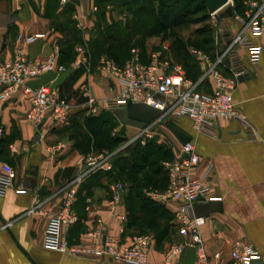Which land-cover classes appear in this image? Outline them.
Wrapping results in <instances>:
<instances>
[{
  "label": "crops",
  "instance_id": "1",
  "mask_svg": "<svg viewBox=\"0 0 264 264\" xmlns=\"http://www.w3.org/2000/svg\"><path fill=\"white\" fill-rule=\"evenodd\" d=\"M78 1L81 11L67 9V5H72L75 0L65 3L60 0H0V58L10 55L14 48L21 49L27 58L35 60L56 52V63L63 65L65 70L45 72L27 79L26 84L31 88L42 85L53 88L71 105L67 125L54 126L50 118H45L34 132L35 126L26 119L28 103L21 92L0 97V163L9 164L15 171L12 186L0 195V264H119L109 258L74 257L44 244L49 215L62 200L82 157L91 152H109L83 128L71 126L72 118L99 115L102 111V114L106 112L116 117L114 127L117 130L124 127L134 135L133 132L140 127V122L127 118L122 107L111 110L100 107L93 114L84 109L83 87L97 103L116 95L119 87L98 69L100 55L92 47L85 53L84 62L72 66L77 56L76 36L69 20L73 14H81L82 24L89 27L93 17L89 12L93 0ZM111 17L116 18L114 15ZM223 22L226 26L223 37L238 27V23L229 18ZM36 34L39 36L33 41L22 42L23 37ZM247 37L253 44L261 45L262 51L257 64L252 66L247 52L236 49L245 77L242 80L237 77L232 101L245 115L257 139L247 140L241 127L232 120L217 122L212 137L196 133L187 118L172 120L190 137L189 142L199 156L194 175H201L209 166L212 167V178L207 185L221 202L222 211L205 216L200 232L213 264H231L230 252L237 242L251 244L264 264V32L259 35L248 32ZM214 46L215 53L222 42L214 43ZM139 52L140 60L146 62L148 55ZM164 53L167 55V50ZM226 65L225 61L220 70L228 74ZM181 71L186 79L193 82L196 70L189 67L188 71L185 68ZM196 89L210 93V84L203 81ZM35 134L38 138L33 142ZM176 142L173 135L168 137L167 144ZM58 143H63L64 148L51 152L50 148ZM109 153L111 163L113 152ZM112 169L113 174L118 175L115 179L125 180L116 166ZM33 170L37 171L35 175L31 174ZM105 173H93L76 186L72 207L76 221L63 232L64 238L68 243L86 241V232L94 224L96 216H100L105 220V233L121 242L129 241L135 234L151 233L153 243L148 254L149 264L160 263L165 249L181 239L177 225L173 219L144 214L139 198L130 196L131 182L127 181L124 182L127 190L122 197L121 208L128 214V219L120 232V222L112 217L107 207L112 179ZM162 176L163 173L154 166V183L151 182L148 190L143 188L142 192L148 195L151 190L163 191ZM87 199L91 201L89 209ZM160 202L173 214L177 205L175 201ZM32 208L33 211L29 212ZM214 253H219V257L214 258ZM173 264H196L194 250L185 249Z\"/></svg>",
  "mask_w": 264,
  "mask_h": 264
},
{
  "label": "built area",
  "instance_id": "2",
  "mask_svg": "<svg viewBox=\"0 0 264 264\" xmlns=\"http://www.w3.org/2000/svg\"><path fill=\"white\" fill-rule=\"evenodd\" d=\"M66 1L60 0L61 3ZM242 4L241 13H232L230 18L238 23V27L233 33L226 34V37H223L226 26L218 17V11H207V20L215 29L216 44L222 42V46L213 57L204 51L190 49L189 53L197 62L200 71L196 82L186 79L180 66L169 64L164 53L165 46L149 53L146 62L140 60L139 49L131 47L128 57L120 64L104 55L98 58V69L117 83L119 91L116 95L97 103L87 88L83 87L82 91L86 98L84 109L93 114L100 107L108 110L124 108L127 100L152 104L160 113L150 122L140 123L141 126L134 136V139H139L140 143L154 135L156 125L163 118L172 122L178 117L189 119L193 130L207 137L213 136L217 122L232 120L241 127L247 140H256V133L245 115L234 105L232 92L237 77L243 75L236 49L247 52L248 61L252 66L257 64L262 51V46L253 44L248 39L247 33L259 35L264 32V0H243ZM91 10L94 11L95 7H91ZM220 22L223 23V27L220 26ZM38 36V34L27 35L23 37L22 42H31ZM75 50L77 56L72 62L73 67L85 61L86 53L85 48L82 47H77ZM56 55V52H51L45 58L35 60L27 58L21 49L14 48L10 55L0 58L2 87L0 97H7L20 91L28 103L26 119L33 126L41 124L45 118H50L54 126H65L69 123L71 105L60 98L55 89L43 85L31 88L26 84L27 79L45 72L64 71L65 67L56 63ZM226 59L228 74L220 70ZM199 81H207L210 84V93H202L196 89ZM64 146L63 143H58L50 150L54 153ZM168 146L173 158L161 162L167 174V185L161 192L148 191V195L152 199L172 200L177 203L173 211V221L177 225L181 239L165 249L163 259L158 264H173V260L187 248L194 250L196 264H213L200 232L206 218L196 216L194 213L195 204L218 199L207 185L212 178V167L209 166L201 175H194L193 172L199 165V156L193 145L190 142L184 144L176 142ZM110 157L109 152H91L82 157L76 174L66 186L62 200L49 215L44 244L48 248L74 257L109 258L119 264H149L148 254L153 243L151 233L135 234L129 241L121 242L119 238L105 233V220L100 216H96L94 224L86 232L88 238L86 241L68 243L63 236V232L76 221L72 209L76 186L97 171H110L112 169ZM14 175L12 166L4 162L0 163V195L12 186ZM126 190V184L121 180L109 184L110 198L107 207L112 217L120 222V232L123 231L128 219V214L121 208L122 197ZM90 202V199H87L88 209ZM213 257L218 258L219 253H214ZM230 258L231 264H252V260L259 257L251 244L237 242L230 252Z\"/></svg>",
  "mask_w": 264,
  "mask_h": 264
},
{
  "label": "trees",
  "instance_id": "3",
  "mask_svg": "<svg viewBox=\"0 0 264 264\" xmlns=\"http://www.w3.org/2000/svg\"><path fill=\"white\" fill-rule=\"evenodd\" d=\"M106 1L112 2V0ZM140 1L143 0H134L122 6ZM114 8L118 9L116 7ZM230 8L232 13H241L243 8L242 0H233V5ZM67 9L72 10V5H67ZM149 16L151 21L146 29L147 33L159 37L163 41L170 39L171 48L176 57L188 65L185 67V70L188 71L189 67L196 70L193 76V82H196L200 76V71H197L195 61L190 56L182 53L180 44L174 38V31L186 25L204 22L207 19V9L204 2L201 0H162L157 6L149 9ZM110 24L116 26V24L119 25V22L113 19ZM106 40L105 55L115 63L120 64L125 59V56L123 55L124 53L120 55L119 48H124V44L117 42V38H114L110 34L107 35ZM204 41V46H210L205 49V52L213 57V49L215 46L212 45L211 39L205 38ZM119 56L120 59H118ZM201 83L203 81H199L196 86ZM70 125L76 128H83L99 142L100 146L107 148L109 152H113L124 141L123 137L112 133L114 121L110 118V114L106 112L102 114L101 111L99 115H79L75 120L72 118ZM172 158L173 154L170 147L164 143L156 142L155 137L146 139L143 143H140L136 139L128 154H112V166L117 167L118 173L120 172L121 174L120 176H125L122 177L125 179L134 178L130 186V196L139 198L140 208L147 216H159L167 220L173 219L172 212L164 204L142 192L145 186H148L151 182L154 183V166L163 173L161 180H163V189H165L167 185V174L160 162ZM102 172L104 171H97L95 174H101ZM105 174H108V177L112 180L118 177V175L113 174V169L107 171ZM138 174L141 176L138 177Z\"/></svg>",
  "mask_w": 264,
  "mask_h": 264
},
{
  "label": "rangeland",
  "instance_id": "4",
  "mask_svg": "<svg viewBox=\"0 0 264 264\" xmlns=\"http://www.w3.org/2000/svg\"><path fill=\"white\" fill-rule=\"evenodd\" d=\"M160 1L162 0H143L115 9L111 1L93 0V3L89 7V12L93 14V17L90 18L91 26L87 27L85 24H82L81 14H73L69 20L73 26L76 36L74 44L75 49L77 47H82L85 48V50L87 49V52L89 48L92 47L95 49V52H97V55L106 56L105 48L107 44H105L104 40H106L107 35L110 34L114 38H117V42H122L124 44V48H119V52L120 55L124 53L123 55L125 56V59L128 57L129 49L131 47H137L139 50L145 53V55H148L151 52L160 50L161 46H165L167 50L166 56L169 63L174 66H180V68L183 70L188 65L176 57L173 49L171 48V40L169 39L163 41L159 37L152 36L147 33L146 29L151 21L149 9L151 7L157 6ZM232 5L233 0H229L227 6L231 7ZM80 6L81 5L79 1L75 0V2L72 4V11H81ZM91 7H95V10L92 11ZM111 15L116 16V18H112ZM113 19L117 20L119 25L116 24V26H112L110 23ZM174 38L180 44L182 53L190 57V49L205 52V49L210 47L208 45H203L205 44V38L211 39L213 46L214 43H216L215 29L211 24H209L207 19L204 22L198 24L186 25L176 29L174 31ZM113 42L115 43V41ZM100 56H98V58ZM191 59L193 60V57H191ZM110 118L113 121L116 119L113 114L110 115ZM165 119L163 118L158 123V125H156V131L152 137H155L156 142L168 145V137H170L172 134L165 127V123L168 122ZM114 130L116 131L114 132ZM136 132L137 131H134L133 133L135 134L133 135L129 133L127 128L125 129L123 127L117 130L113 126L112 133L115 135H120L124 139V141L113 151V153L116 155L130 153L131 146L136 142V139H134ZM115 180H112L111 182ZM133 180L134 178H129L121 181L127 183V181L132 182ZM144 188L148 190L147 186Z\"/></svg>",
  "mask_w": 264,
  "mask_h": 264
},
{
  "label": "water",
  "instance_id": "5",
  "mask_svg": "<svg viewBox=\"0 0 264 264\" xmlns=\"http://www.w3.org/2000/svg\"><path fill=\"white\" fill-rule=\"evenodd\" d=\"M134 0H112V4L114 7L118 8L124 4L132 2ZM206 5V9L209 12L218 11V17L221 20L230 19L232 15L231 8L227 6L229 0H201ZM220 26L223 27V23L220 22ZM226 37V36H225ZM227 62V59L225 60ZM248 73V72H247ZM245 76L241 75L238 77L239 80H242ZM0 86V90H1ZM125 113L128 119L140 123H148L151 120L158 117L160 111L158 108L154 107L152 104H147L144 102H131L127 100L124 105ZM41 124L38 123L35 126L34 132H36L40 128ZM165 127L169 130V132L173 135V137L180 143L184 144L189 142L190 137L181 131L178 127H176L172 122L165 123ZM38 138V135L35 134L32 139L35 142ZM37 173L36 170H33L31 174L35 175ZM32 186H30L31 188ZM222 211V205L219 200H211L207 203H198L194 206V213L196 216H208L212 212H220ZM252 264H263L260 258H255L252 260Z\"/></svg>",
  "mask_w": 264,
  "mask_h": 264
}]
</instances>
